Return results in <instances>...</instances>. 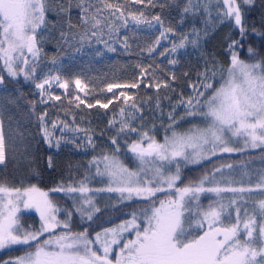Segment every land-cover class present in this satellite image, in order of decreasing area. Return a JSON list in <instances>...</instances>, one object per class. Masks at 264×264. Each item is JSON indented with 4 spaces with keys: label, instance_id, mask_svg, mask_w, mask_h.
<instances>
[{
    "label": "snow or ice",
    "instance_id": "obj_1",
    "mask_svg": "<svg viewBox=\"0 0 264 264\" xmlns=\"http://www.w3.org/2000/svg\"><path fill=\"white\" fill-rule=\"evenodd\" d=\"M222 3L226 11L218 15L226 17L233 24V30L239 34V39L228 37L230 43L227 52L230 57L226 73L223 69L220 70V83L217 86L215 64L210 67L205 63L204 70L197 73V82L187 85L191 94L185 97L181 93L180 99L168 113L169 123L161 125L164 128L162 141L151 134L158 132L155 126L143 132L132 127L134 121H142L141 108L126 92L121 91L119 97L114 92V89L137 88L143 86L142 83L107 85V92L124 104L108 121L110 128L120 124L117 136L111 138V143L118 145L120 135L139 136L138 141L128 146L133 160L137 162V170L124 166L116 154L94 157L89 161V167H96V176L109 178L108 186L95 192L116 193L119 196L117 203L121 205L132 201L144 203L146 207L132 211L128 219L90 236L88 228L80 232L71 230L73 211L61 210L55 206L49 199L48 192L40 191L34 185L21 191L0 183V250H15V246L31 249L15 258L0 261V264H264V199L257 204L259 217L255 213L249 214L245 209V218L241 219V209L236 207L235 222L229 224L224 222L223 217L226 211L238 204L237 199H232L228 204L217 200L209 203L206 209L199 204L200 194L204 192L215 193L218 197L229 192L234 196L239 195L241 200L245 193H264V174L254 186L247 188L205 187L214 181L215 173L221 171V168H215L211 177L206 173L184 187L177 186L183 180L182 167L199 165L202 161L215 157L217 152L243 151L229 147L233 137H243L245 148L264 150V57L248 63L240 58L238 51L248 35L245 18L249 13L244 8L255 9L257 0H222ZM97 4L99 6L94 5L92 0H77L75 7L79 9V26L83 28V32H75L73 29L77 25L72 22L70 15L72 0H0V62L9 76L16 77L23 73L26 80H35L37 62L42 52L41 45L46 38L40 33L46 29L49 30V36L52 30L59 29L58 45L71 47L78 43L80 47L75 49L77 52H82L83 45L90 43L93 38L103 43L108 51H116L110 43L113 40L122 43L127 50L130 48L128 37L119 41L114 33L119 32L121 27H126L129 18L137 26L153 28L159 25L162 30L156 38V44L161 39H168L167 33L174 31L172 27H164L161 15L149 18L143 10L144 7L155 8L158 5L163 9L167 5L160 3V0H116L115 3L111 0H97ZM133 4L140 5L141 9L132 11ZM260 4L261 30L254 28L253 34L264 37V0H260ZM201 9L210 17L209 5L204 0H185L180 9L181 18L188 14L195 15ZM66 14L67 20L64 19ZM115 20H122L123 25L116 24ZM65 25L67 31L64 30ZM105 30L108 40L103 39ZM204 35H208L207 28ZM202 39L199 30L193 29L191 36L184 34L179 43H173L171 49H165L160 55L176 53L188 43L198 48ZM147 51L152 53L154 48L149 47ZM247 51L250 56L258 54L252 47ZM96 55L100 53L97 52ZM52 62L56 63V59L53 58ZM21 63L26 67H21ZM177 63L175 59L169 60V64ZM149 75L152 73L148 69L141 68L142 78ZM184 75L187 77L188 73ZM176 79L175 74H172L171 81L164 80L147 87H155L158 91L161 88H170L171 82ZM3 82L4 79L0 76V84ZM71 83L68 80L61 82L59 76L49 74L35 85L40 90V103H46L45 96L48 100L62 99L61 96L50 94L53 84L65 89V96L70 97ZM74 83L79 92L74 99H68V104L80 109L85 104V99L91 95V90L79 78ZM79 93H83L84 98ZM8 103L13 101L8 100ZM35 103L32 102L33 107ZM112 104L113 99H108L107 103L97 99L95 104L88 103L86 106L88 109L99 106L107 110ZM159 107L158 99L157 108ZM129 108L131 111L127 110ZM179 108L184 111L177 118L176 111ZM46 118L47 112L38 117L40 131L44 141L51 147L52 133L48 131ZM189 119L199 120L201 123L179 131L180 125ZM52 127H56L55 122ZM65 129H68L67 124L61 131ZM71 130L88 131L79 128ZM87 139L89 144L93 143L91 135ZM59 143L57 140L55 146L59 147ZM119 151L117 147L115 153ZM6 161L3 121L0 120V166H4ZM101 164L103 169L100 168ZM173 165L175 170L171 171ZM48 166L53 167L51 157L48 158ZM226 167L231 168L232 165ZM89 178L86 173L78 187H64L61 183L51 189L52 192H63L70 196L80 194V203H74L73 207L80 214L82 222L93 221L96 213L101 211L96 207L93 190L87 187ZM173 190L174 198L170 195L168 199L159 200L157 203L158 194L172 193ZM21 202L25 209L34 208L39 214L41 223L38 229L26 228L21 223ZM62 211L64 220L57 216ZM61 228L64 231L57 235ZM131 233H135V237L125 241V235ZM45 235L47 239H44ZM116 248L119 250L116 251Z\"/></svg>",
    "mask_w": 264,
    "mask_h": 264
},
{
    "label": "trees",
    "instance_id": "obj_2",
    "mask_svg": "<svg viewBox=\"0 0 264 264\" xmlns=\"http://www.w3.org/2000/svg\"><path fill=\"white\" fill-rule=\"evenodd\" d=\"M72 2L73 8L70 15L72 22L77 25V28L73 31L83 32V28L79 26V9L75 7L77 0H72ZM111 2L115 3L116 0H111ZM92 3L99 6L97 0H92ZM160 3H166L167 6L163 9L159 5L155 8H143L149 18L159 14L164 22V27L174 29L173 32L167 33L168 39H161L159 44L155 43L162 30L159 25H155L153 28H148L146 25L137 26L129 18L128 25L121 27L119 32L114 33L116 40L119 41H123L125 37H128L130 48L127 50L122 43L113 40L110 43L116 51H108L103 43L93 38L90 43L86 42L83 45L82 52H77L75 49L80 47L78 43L71 47L58 45L59 29L52 30L50 36L47 35L49 30L46 29L40 33L46 38L41 45L42 52L37 62L35 80H26L22 75L18 77L9 76L3 63L0 62V76L4 79L0 87V120L3 121L7 151L6 164L0 166V183H4L10 188L19 189L34 185L38 189L47 191L54 205L61 210L69 209L73 211L74 215L71 222L73 232H80L88 228L90 236H94L96 232H101L104 228L113 227L122 220L128 219L132 211L146 207L144 203L132 201H126L123 205L110 202L115 207L105 203L100 207L101 211L96 213L93 221L82 222L80 214L76 213L73 207L74 203L77 205L80 203L81 197L77 193L70 196L63 192L51 191L61 183L64 187L69 185L78 187L85 174L90 175L92 172L89 161L94 157L112 153L113 148L110 140L112 137L117 136L120 124L118 123L116 127L110 128L108 121L113 118L114 114L119 112L124 104L113 103L107 110L99 108L83 109L79 114L74 113L68 118L62 117V113L58 110H52L50 107L41 105L35 93L33 82L39 81L49 74L51 76L58 74L68 81H73L76 78L82 79L90 87L99 90L100 87L109 83H137L138 74L135 68L138 65L140 68L149 67L158 70L167 76L175 74L177 79L171 82L172 87L157 93L158 97L164 100L163 115L154 112L153 96H150L149 93H138L135 98V102L141 108L143 118L142 121L138 119L133 123L141 124L143 122V127L147 128L158 120L160 129L156 132V138L162 141L164 128L161 125L169 123L168 113L180 99L181 93L185 97L191 94V89L187 85L197 82V73L204 70L206 62L210 67L213 63L215 64L217 86H219L220 70L223 69L226 73L229 63L230 53L227 52V46L230 40L228 37L239 39V34L233 30V24L226 17L218 15V13L225 11L221 0L219 2L218 0H204V3L209 5L210 17L201 9L195 15L188 14L183 19L181 18L180 9L184 6L185 0H161ZM260 7V0H257L255 9L244 8V11L249 13L245 18L248 35L245 37L242 48L238 51L240 58L248 63H254L264 57V37L253 34L254 28L257 31L261 30ZM138 9H141L140 5H131L132 11ZM125 15H127V12ZM64 19L67 20V14ZM222 19L223 23H221ZM115 23L123 25L122 20H115ZM206 28L207 37L204 35ZM193 29L199 30L200 36L203 37L200 47L194 48L191 43H188L186 47L178 49L176 53L160 55L161 52H165V49H171L173 43H179L184 34L187 33L191 36ZM64 30L67 31L66 25ZM103 39L108 40L107 30H105ZM149 47L154 48L152 53L147 51ZM249 47L255 49L258 54L250 56L247 51ZM97 52L100 55H96ZM53 58L56 59V63L52 62ZM170 59H175L178 63L175 65L169 64ZM186 72L188 73L187 77L184 75ZM173 88H175V91H173ZM166 97H170V99ZM8 100H12L13 103H8ZM33 101L36 102L34 107ZM127 110L131 111L130 108ZM183 111V108L177 109V118L183 115ZM45 112H47V128L52 133L53 146L51 147L44 141L40 131L38 117ZM53 122L56 123L55 128L52 127ZM195 122L199 123V120L189 119L183 122L178 130L184 131L189 123ZM65 124L68 125V129L61 131ZM76 128L88 131L76 132L71 130ZM88 135L92 136V144L88 142ZM57 140L60 141L59 147L55 146ZM134 141L136 139L132 134L118 137L120 152L117 155L130 168L135 167V161L128 150V146ZM49 157L52 158L53 162L51 168L48 166ZM226 165H232V167L228 168ZM215 168H221V171L215 173L214 181L206 184L205 187L247 188L254 186L260 176L264 174V150L257 148L236 154H222L202 161L199 165L184 166L182 167L183 180L178 182L177 186L184 187L189 182L200 179L206 173L211 177ZM217 181L220 183L217 184ZM228 181H231V183H228ZM87 187L93 190V195L96 194L95 190L98 187L93 185ZM170 195L174 198V190L172 193L158 194L156 197L157 203H159V200L168 199ZM261 197H264V193L259 191L251 195L245 193L242 200L239 195L234 196L229 192L222 193L220 197L212 192H204L200 194L199 204L206 209L209 203L217 200H221L226 204L228 200L237 199L239 205L237 204L236 207L241 209V219H244L245 209L249 214L255 213L259 217L256 205L264 199ZM234 213L231 208L225 212L223 219L226 224L233 223ZM59 215L63 220L65 219L63 211ZM19 216L21 223L26 228L30 227L33 230L39 228L40 217L34 208L33 210L20 209ZM63 231L64 229L61 228L56 234L58 235ZM134 237L135 233L126 234L124 240L133 239ZM47 238V235H45L44 239ZM120 246L122 247V244ZM29 250L31 249L22 246H15V250H2L0 251V261L15 258ZM118 250L116 248V251Z\"/></svg>",
    "mask_w": 264,
    "mask_h": 264
},
{
    "label": "rangeland",
    "instance_id": "obj_3",
    "mask_svg": "<svg viewBox=\"0 0 264 264\" xmlns=\"http://www.w3.org/2000/svg\"><path fill=\"white\" fill-rule=\"evenodd\" d=\"M221 2H222V0H221ZM223 7L225 9V6L224 5H223ZM225 11H226V9H225ZM21 67H26V66H24L21 63ZM141 68L140 67H136L135 68V71L138 74L137 82L142 83L143 86H140V87H137V88L114 89V92L116 94V97H119L120 96L121 91L126 92V94L128 96L133 97L134 99L138 96V93H143V94L144 93L145 94L149 93L150 96H153L152 103H153V110H154V112L156 114H159V115L162 114L163 115L162 112H163L164 100H162L160 97H158V94L157 93L158 92H161L162 90H165V88H161L158 91L155 87H147V85L159 83V82L164 81V80L169 81V80H171V75L167 76L165 73H162V72H160L158 70H155V69H152V68L147 67L145 69H148V72L149 73H152V75L145 76V77L142 78L141 77ZM169 73H171V72H169ZM19 75H22L24 77L23 73H20ZM19 75H17L16 77H18ZM53 76H59L61 82H64L65 81V79H63L58 74H55ZM45 78H43V79H45ZM43 79H41L39 81L33 82L34 90H35V93L37 95V98H38L39 102L41 100L40 90L37 89L35 87V85H36V83L42 82ZM74 81L75 80L71 81L72 83L70 84V88H69V91L71 92V96L70 97H66L65 96V89L60 88L58 84H53L52 88L49 90L50 91V94L52 96H61L62 99L60 101L48 100L47 96H45L44 99H45L46 103H41V105L42 106H45V107H50V109H52V110H58V112H61L62 113V115H61L62 117H67L68 118V117L72 116V114H74V113L79 114L83 109H88L86 105L88 103L95 104V102H96L97 99L101 100V102H103V103H107V100L108 99H113V103L114 104H123V101L122 100H116V99H114L113 96H112V94L107 92V85L108 84L105 85V86L100 87L99 90H96L93 87H90L87 83H85L82 80V82H84L85 84L88 85L89 90H91V95L85 99V104L84 105H81V108L80 109H77L74 105H69L68 104V99L69 98L74 99L75 98V95L79 92V90L76 89V86H75ZM109 84L128 85V84H120V83H109ZM0 87H1V84H0ZM101 90H103V91H101ZM79 94L81 95L82 98H84L83 93H79ZM158 99L160 101V107L159 108H157V100ZM98 108L99 109H103V108H100L99 106H96L95 108H92V109H98ZM199 123H201V122L199 121ZM194 124H198V122L189 123V126L186 127L184 130L188 129L189 127H191ZM153 126H155L156 129H160L159 128L160 127V122H158V120H157V122L151 124L147 128L141 127V124L132 123V127L138 128L140 132H143L145 130L152 129ZM201 126H203V124H201ZM151 134L156 135V132H153ZM132 135L135 137L136 141L139 140V136L137 134H132ZM163 136H164V134H163ZM110 144H111V146L113 148V151H112L111 154H109V156H112L113 154H116L117 155L118 153H115V149L117 147H119V150H120V146L119 145H113L111 143V140H110ZM229 147H232V148H235V149H243V151L253 150L251 147H248V148H245L244 147V138L243 137H233L232 138V142L229 144ZM243 151H235V152H232V153H221V152H217V155L216 156L222 155V154H236V153H240V152H243ZM124 166L128 167L130 170H137V162H135V167L134 168H130L126 164H124ZM100 168L103 169V164L100 165ZM174 170H175V166L173 165L171 171H174ZM95 172H96V167L95 166H92V172L89 175L90 178L87 181V186L88 185H93L94 187H98L97 189H104V188H106L108 186L109 178L107 176H104V177L96 176L95 175ZM165 174L167 175L168 173L166 172ZM26 188H30V186L29 187H26ZM24 189L25 188L20 189V190L23 191ZM39 190L40 191H43V192H47L45 190H41V189H39ZM77 194H78V196H80L79 193H77ZM93 198H94V200L96 202V207L100 208L105 203L106 204L109 203L108 205H110V206L111 205H114V204H112L110 202H117L118 199H119V196L116 193L100 192L98 194L93 195ZM249 198H251V197H249ZM261 198H264V197H261ZM49 199H50V197H49ZM229 201L230 200L226 201V204H228ZM236 206H234V207L231 208L235 212L233 214L234 215L233 216V218H234L233 219L234 220L233 223L235 222V217H236ZM256 207H257V205H256ZM247 208H249V207H247ZM20 209H25L23 207L22 202H21V205H20ZM29 209H32L33 210V208H29ZM57 216H58V218L60 220H63L62 217H60L59 213H57ZM227 224H229V223H227ZM241 227H242V225H241ZM0 251H2V250H0Z\"/></svg>",
    "mask_w": 264,
    "mask_h": 264
}]
</instances>
